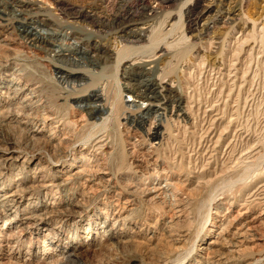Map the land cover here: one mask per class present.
I'll use <instances>...</instances> for the list:
<instances>
[{
  "label": "bare ground",
  "instance_id": "obj_1",
  "mask_svg": "<svg viewBox=\"0 0 264 264\" xmlns=\"http://www.w3.org/2000/svg\"><path fill=\"white\" fill-rule=\"evenodd\" d=\"M178 1L0 0V69L4 70L0 73V137L5 140L4 128L18 127L24 132L27 145L46 147L53 156V161L39 158L29 168L32 155L15 142L6 139L0 147V213L8 217L5 247L9 252L28 234L29 241H43V257L65 252L60 262L50 264H84L79 260L83 244L78 242L83 237L77 234L82 214L86 204L104 195L100 200L102 208L93 216V225L87 223L85 235L91 244L98 241L97 232L101 230L102 237L116 245L130 246L139 238L168 244L166 251L161 250L157 264H264V119L254 121L252 126L244 119L252 112L249 89L255 77L250 60L254 54L259 55L256 37L261 39L264 35V18L256 25L242 15L250 0H186L180 8L186 30L180 39L182 45L194 49L197 42L208 44L213 42L217 30H234L238 23L250 26L251 31L233 35L225 46L224 61L217 67L200 58L185 63L176 59L173 49L177 43H161L153 30L155 20ZM70 4H80L81 11ZM103 9L113 11V15L103 17ZM167 16L165 25L170 31L175 27L176 15L169 12ZM40 26L46 28V34L38 29ZM104 38H111L115 46L102 44ZM16 43L39 52L46 62L56 65L52 79L80 113L77 126L93 130L98 127V133L89 132L78 139L76 129L55 114L49 99L41 94V85L33 84L24 75L18 54L10 49ZM197 57L196 52L194 58ZM113 65L122 66L124 82L119 89L133 97L129 106L119 98L110 104L104 87L91 84L92 72L105 74ZM173 65L189 76V83L185 80L188 90L167 76ZM79 76L83 80L78 82ZM201 82L206 83L207 92L204 97H197L195 89ZM115 110H121L119 128H125V133L134 139L129 144L132 152L151 153L157 146L155 141H171L176 133L170 135L166 131L167 120L183 123L188 137L184 156L189 172H165L151 163L153 157L146 162L136 160L134 169L138 171L131 175L127 169L124 172L129 175L126 192L130 195L124 198L112 181L109 164L115 153L105 129ZM173 159L176 164L178 158ZM18 167L19 175L24 176L13 180V189L2 187L5 171ZM142 168H149L152 173L140 174ZM226 174L241 178L238 193L224 189ZM182 186L192 189L191 196L196 197L200 190L207 195L203 200L191 201L180 193ZM134 196L151 204L169 200L171 216L157 220L159 228L151 227L152 231L140 226L133 222L139 213ZM50 198L53 201L46 203ZM185 210H190L188 225L178 227ZM73 214H78V221L71 224L75 234L69 235L62 247V226Z\"/></svg>",
  "mask_w": 264,
  "mask_h": 264
},
{
  "label": "rangeland",
  "instance_id": "obj_2",
  "mask_svg": "<svg viewBox=\"0 0 264 264\" xmlns=\"http://www.w3.org/2000/svg\"><path fill=\"white\" fill-rule=\"evenodd\" d=\"M184 2H186V0H179L176 5H172L168 8H166V10H164L165 12H163L164 15H160L158 17V19L155 20L154 25H153L154 36H156V38L158 40H160L161 43H164V41L167 43H168V41H169V43L171 41H175V43H177L176 44L177 46H174V49H173L175 55L177 56L176 57L177 61H179V59H180V62L183 61L185 63H188V62H193L195 60L199 61L201 59V60H205L204 61L205 64L209 63V65L217 67L221 64L222 61H224V52L226 50L225 46H227L228 42L231 41V38L233 37V35H234V37H237V36H240L241 34H243L244 32L250 33V31H251L250 26L248 27V25H246V26L240 25V23H238L234 27V30L233 29H230V30L229 29H225V30L219 29V30H217L215 35L213 36V42H212V40L209 41L210 44L209 43L207 44L205 42H203V43L197 42V45L195 43L194 47H192L194 49H191V46H185V45H182L183 43H181L183 34H185V32H186L185 25H184L185 20L182 17L183 11L180 9L181 4H183ZM179 4H180V7H179ZM70 5H75V10L78 8L76 11H78V10L81 11L80 4H70ZM77 6H79V7H77ZM103 10H104L103 13H101L103 15V17L109 18L110 16L113 15V11H110L108 9H103ZM106 12L109 14H107ZM167 12L175 14L176 19H177V20L175 19L173 22L175 24V27H172L170 31H168L169 29L166 28V25H165V23L167 21V17H168ZM243 14L245 15V18L247 21H249V22L251 21V23H255L256 25H260V23H262L264 20L263 19L264 18V0H250V1H248V3L245 5V8L243 10L242 15ZM82 26L83 27L85 26V28L89 27V26H86L85 24H83ZM38 29L42 30V33L46 34V28L45 27L40 26V27H38ZM88 29H90V27ZM226 34L228 35V37ZM256 40H258L257 43L259 45V55L261 54V56H259L258 54H254L251 57L252 59L250 60V63L253 66V70H254L253 76L255 77V79H254V77L252 78V79H254V80H252V84L253 83L254 84L249 89V91H250L249 100L251 99L250 104L253 103L250 105L251 106L250 111H252L253 113L252 112L249 113L247 118L244 117L245 120L247 119L246 121H248V120L250 121V122L248 121V123L250 124L249 126L254 125V123H255L254 121H256V123H257V122H260L264 119V115H263L264 114V105H263L264 104V78H263L264 77V70H263L264 69V50H263L264 49V41H260V40H264V35L261 36V39H260V37L259 38L256 37ZM100 42H102V44L115 46V41H113L111 38L101 39ZM260 46H262V47L260 48ZM13 47H14V49H13ZM10 49L15 51L14 52L15 54H18L19 60L21 61L20 63L23 64L22 69H24L23 70L24 75H26V76L28 75L29 78H31L33 84H36L39 86L41 85L40 86V90H42L41 94L42 95L45 94L43 96H45L49 99L48 100V101H50L49 104L53 107L55 114L59 118H63V121L65 122L66 125L69 124L68 125L69 127H73L76 129L75 131L77 132V138L78 139L83 138L89 132H93V134L94 133L96 134L100 131V130H97L98 127L96 128V130H93L89 126H86L87 128L85 127V128H81V129L77 126L78 123L76 120H78V116L80 113H78L77 109L73 106L72 100L69 99V97H68L69 95L64 94L63 90L60 91L61 89L59 88L58 84L54 81V79H52L53 78L52 73H53V70H55V66H56L54 63H51L50 61L46 62V60H45L46 58L42 54H40L39 52L33 51V50L29 49L28 47H24L22 45L19 46V45H17V43H16V45H13L12 48H10ZM196 52H197L198 57L194 58ZM10 53H11V51L7 52V54H10ZM255 56H257L259 59L256 58ZM253 62H255V64L256 63L257 64L255 65ZM176 66L177 65H173V67L171 68L173 70H169V72L171 71V73L167 72L169 74L167 75V73H166V75L169 76V78L173 79L174 81L178 82L180 84V86L183 85L182 88H183V90L186 91V90H188L189 86H187V84L185 83V80L187 83H189L188 81L190 80V78L188 75L185 74V72L182 73L181 70L179 69V67L178 66L176 67ZM174 67H176V68H174ZM256 68H257V71L255 70ZM108 71H107V73L101 74V75H100V73L94 74V72H92V74H90V78L92 77L93 78V79L91 78L92 80H94V81L96 80L95 81L96 83L94 81L91 82L92 86L95 88L96 87H104V89L107 91L105 93V90H104V93L105 94L108 93L106 97L108 98V101L110 104L113 103L116 99L117 100L122 99L124 101L125 105L129 106L133 102V97L127 95L126 93H122L119 89L120 85L124 82L123 80H121L122 79V66H118L117 68H115V66L111 67L110 69H108ZM257 72L259 73V75ZM0 73H4V70L0 69ZM256 74L259 77H256ZM183 76H185V77H183ZM70 78H69V80L72 79V78L71 79ZM77 80H78V82L80 80H83V76H79ZM201 83H202V85H201ZM201 83L198 85L199 87L196 88L197 91L195 89V96L198 95L197 97H201V94H202V97H204L206 95L205 92H207L206 83H204V82H201ZM203 83L205 85H203ZM202 86H204L205 88ZM254 86H257V87H254ZM260 86L262 88H260ZM69 87H70V85H69ZM90 88H92V87H90ZM198 88H199V90H198ZM255 88H257V89H255ZM199 91H200V93H199ZM203 91H204V93H203ZM2 92L3 91L0 88V94ZM251 92H254V94ZM196 93H198V94L196 95ZM199 94H200V96H199ZM251 94H252V96H251ZM247 96H248V94H247ZM0 97L2 98V95H0ZM66 97H68V98H66ZM252 99H253V101H252ZM116 109H119V107L117 106ZM115 111H116L115 114L111 118L112 120L110 119L111 124L109 123V126L106 125L107 128H105V129H107L108 134L111 136L110 137L111 138L110 146L115 153V154H113L114 158H112V160L110 161V164H109V167H111L112 173L114 176L112 178V181H113V184H115V186L117 185V187L123 192L124 198L128 197V195H129V193L127 194V192L129 191V188H127V187H129V185H128L129 183L127 181V178L129 175L126 176L124 174L127 172V170L129 171L130 175L133 174L135 171H138L137 169H134L135 165H136V160H142L143 162H146L147 160H150V157H153L151 163H153V165H155V167H157V168H160V167L164 168L165 172H171L174 170H176V171L179 170L178 172H180L181 174H185V173L187 174V172H189L187 160L185 159L186 156H184L185 155L184 143H185V145L188 143L187 142L188 137H187V134L185 133V130L182 128L184 126L183 123H181V122L177 123V122H172L170 120L169 121L167 120L164 123V128L166 129V131L169 134L171 133L170 135H173L175 133L177 134V135L176 134L174 135V137L172 138L171 141L168 140L170 143L168 141H166V139L163 141H155L157 146H156L155 150H153L151 153H146L145 151L137 150L136 152L133 151L134 153H136V154H134L131 150H129V148H131V145H129V144L133 143L134 139L132 137H130L129 134L125 133L126 132V131H124L125 128H122V127L119 128V125L122 122V119L119 116L121 114V110H119V111L115 110ZM255 116H257V117H255ZM97 122L99 124V121H97ZM170 124H172V125H170ZM175 125H177V126L175 127ZM99 129H100V127H99ZM250 129L252 130V128H250ZM176 130H178V131H176ZM179 131H181V132H179ZM182 132H183V135L181 136L180 134H182ZM23 133L24 132H22L18 127H15L12 129L4 128L2 130V134L5 138V140L8 139L10 142H15L16 145L20 146L22 150H25V152L27 154L29 153L30 155H32L33 158L31 157V159H29V161H28L29 163H28L27 167H29L30 165H32V167H33V165L36 164V162L38 161L39 158H41V159L43 158L44 161H46V162L49 160L53 161V156H51L52 155L51 152L46 147H41V146L32 147L30 144L27 145L23 139ZM185 134H186V137H185ZM256 135H258V132L256 133ZM144 138H145V136H144ZM5 140H3L0 137V147H2L4 145ZM182 140H184L183 143H182ZM175 142H177L178 144L177 143L175 144ZM179 150L182 151L181 152L182 155H180L181 153ZM76 151H78V150H76ZM177 153H178V156H176ZM74 155L78 156L77 153ZM172 157L173 158L176 157V159L177 158L179 159V160L177 159V161L175 162L176 164H173L174 159L172 160ZM153 160H156L157 163L154 164ZM185 160H186V162H185ZM181 162H182V164H181ZM19 168L20 167H18V169H10V170L8 169L7 171H5L4 177L1 181V184H4L2 187L7 188L8 190L13 189V187H12L13 180H15L18 177L24 176L23 174L19 175L20 174ZM29 168H27L26 171H29ZM176 168H178V169H176ZM130 171L131 172L133 171V172L131 173ZM150 173H152V170L149 168L140 169V174L145 175V174H150ZM226 176L224 175V184H225L224 189L227 188L228 190H232L234 193H238V191L241 188L238 186V185L241 186V183H242V181H240L241 178L238 179L237 177H233L235 175L231 176L228 174H226ZM226 181H228V183ZM239 181H240V183H238ZM233 184H234V186H230ZM227 185L230 188H228ZM112 187H113V185H112ZM180 189H181L180 193H182V195L185 198L187 197L186 199H188V197L192 198L191 201H194L196 199L203 200V198L207 195V192L205 190H200V193H198V195L195 197L194 195L191 196L192 195L190 193V192H192L191 188H185L182 186ZM120 190H118V191H120ZM110 195H111V193H110ZM110 195H108V196H110ZM1 196H2V194H0V198H1ZM103 196L104 195H101L98 198L92 199L91 202H89L88 204L85 205L86 209H85L84 213L82 214V216H83L82 217V223H81L82 226H80L81 230H80V232L77 233L79 235V237H83V239L78 241L79 243L83 244V246L81 247L82 255H81L79 260L82 261L84 264H157L161 250H162V252L166 251L167 250L166 248L168 246V244H166V243H163L164 247H163V245H159L160 242L158 240L147 241L143 238H139V239H136L133 242V244H130V246L129 245L122 246V245H116V243L114 241H110V242L107 241L106 238L102 237L103 234L101 233V230L98 232L96 230V232L99 233L98 237L96 238L98 241H96L94 244H91L90 238H87L86 237L87 235H85V231L87 228V223L88 224L90 223L91 225H93L92 221L94 218L93 216L95 214V211L97 214V213H99V209L102 208L100 205V203H101L100 200H102ZM139 197L140 196H134V199H136L134 203L136 204L137 209L139 210V211L138 210L137 211L139 213L137 212L138 213L137 218L134 219L133 222L139 223L140 226H143L144 228H146L148 230L150 228V231H152L151 227L154 229L155 228L158 229L159 225L156 226V221L157 220L162 221L163 219L167 218L166 216H169V215L171 216V214L169 212V207H168L170 204V203H168L169 200L168 201L163 200L162 202L159 201L158 202L159 204H157L156 202H153L155 204L154 205V204H151V202L148 203V201L144 200L145 198H143V197L139 198ZM193 197H194V199H193ZM23 199H24L23 200L24 205H26L28 196H25ZM52 201H53V199L50 198V200H46L45 202L49 204ZM189 207H191V206H189ZM186 211L187 210H185V212ZM77 212H78V214H81L79 211H77ZM188 212H190V210H188L185 213L184 218H182V217L179 218L178 221H179L180 225H178V227L188 225L187 223L189 222V220H190L189 218L191 217V215L188 214ZM78 214H73L71 217H68L64 221L65 223L62 227L65 230V234H64L65 236L62 238V241L60 243L62 245V247L65 246L64 243L67 241L66 238H68V236L71 234L72 235L75 234L74 233L75 231L73 232L74 227L71 226V224L73 221H78V218H77ZM6 220H8V217H5L3 214L0 213V264H47V263L50 264V263H54V262H60V260L62 258L61 256L64 255L65 252L64 253L61 252L58 254L54 253L53 255H50L48 257L47 256L43 257L41 255L42 251H43V241L38 240V242L36 241V243L33 242L34 240L29 241L30 235H28V234L25 236V241L18 243L14 247V250L12 252H9L8 247H5V240L9 236L7 234L8 233L7 232L8 226H5ZM52 222H55V220H53ZM128 231H130V230H128ZM33 237H35V236L32 235L31 238H33ZM92 238L95 239V235ZM103 238L105 240L101 241V239H103ZM1 245H3L4 247L1 248Z\"/></svg>",
  "mask_w": 264,
  "mask_h": 264
}]
</instances>
